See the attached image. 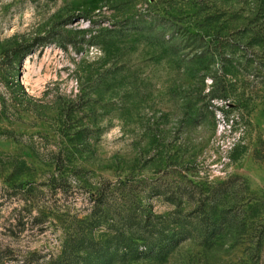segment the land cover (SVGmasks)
<instances>
[{
  "label": "rangeland",
  "instance_id": "1",
  "mask_svg": "<svg viewBox=\"0 0 264 264\" xmlns=\"http://www.w3.org/2000/svg\"><path fill=\"white\" fill-rule=\"evenodd\" d=\"M0 264H264V0H0Z\"/></svg>",
  "mask_w": 264,
  "mask_h": 264
},
{
  "label": "trees",
  "instance_id": "2",
  "mask_svg": "<svg viewBox=\"0 0 264 264\" xmlns=\"http://www.w3.org/2000/svg\"><path fill=\"white\" fill-rule=\"evenodd\" d=\"M35 44L36 41L28 45H19L17 47H14L8 52H5V58L9 61L14 60L18 63V65H21L23 63V60L31 52ZM17 83L21 87L20 82Z\"/></svg>",
  "mask_w": 264,
  "mask_h": 264
}]
</instances>
